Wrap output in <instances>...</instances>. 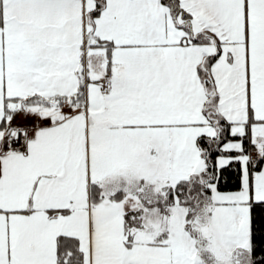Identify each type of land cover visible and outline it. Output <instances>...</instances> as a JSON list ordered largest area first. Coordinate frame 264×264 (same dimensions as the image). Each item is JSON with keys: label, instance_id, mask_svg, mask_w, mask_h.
Instances as JSON below:
<instances>
[{"label": "snow or ice", "instance_id": "snow-or-ice-1", "mask_svg": "<svg viewBox=\"0 0 264 264\" xmlns=\"http://www.w3.org/2000/svg\"><path fill=\"white\" fill-rule=\"evenodd\" d=\"M0 264H264V0H0Z\"/></svg>", "mask_w": 264, "mask_h": 264}]
</instances>
